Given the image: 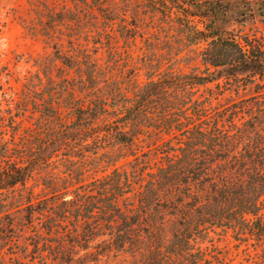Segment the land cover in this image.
<instances>
[{"label":"trees","instance_id":"obj_1","mask_svg":"<svg viewBox=\"0 0 264 264\" xmlns=\"http://www.w3.org/2000/svg\"><path fill=\"white\" fill-rule=\"evenodd\" d=\"M149 3L203 69L123 86L87 48L56 49L67 73L3 91L0 264L28 229L40 264H225L212 234L264 240V42L227 28L264 0Z\"/></svg>","mask_w":264,"mask_h":264},{"label":"rangeland","instance_id":"obj_2","mask_svg":"<svg viewBox=\"0 0 264 264\" xmlns=\"http://www.w3.org/2000/svg\"><path fill=\"white\" fill-rule=\"evenodd\" d=\"M124 25L137 33L135 40L122 35L120 30ZM227 28L264 42V19L259 16ZM175 31L160 11L150 8L149 0H0V108H6L4 98L9 97L3 91L11 92L12 87L15 92H22L31 75L39 73L44 77L45 71L58 80L67 73L64 65L55 59L56 49L71 55L72 48H87L92 57L109 66L123 86L133 80L143 85L149 78H157L158 72L203 69L194 46L178 42L180 35ZM108 42L116 53L107 50ZM151 64L155 73L150 69ZM24 123L34 126L32 119ZM58 169L64 167L60 165ZM219 233L212 236L218 247L216 252H221L225 264H264V240L258 241L250 235L238 239L232 230L225 236ZM30 234L28 229L21 240V251L7 260L10 264H28L32 260L40 264L41 258L33 259ZM205 245L211 246V242ZM126 262L125 256L111 253L98 264Z\"/></svg>","mask_w":264,"mask_h":264}]
</instances>
